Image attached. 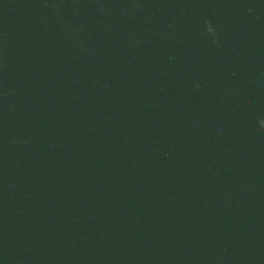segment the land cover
Masks as SVG:
<instances>
[{
  "label": "water",
  "instance_id": "obj_1",
  "mask_svg": "<svg viewBox=\"0 0 264 264\" xmlns=\"http://www.w3.org/2000/svg\"><path fill=\"white\" fill-rule=\"evenodd\" d=\"M0 264H264V0H0Z\"/></svg>",
  "mask_w": 264,
  "mask_h": 264
}]
</instances>
